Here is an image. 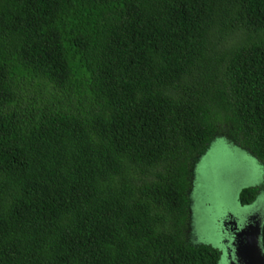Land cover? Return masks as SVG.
<instances>
[{"label":"trees","instance_id":"obj_1","mask_svg":"<svg viewBox=\"0 0 264 264\" xmlns=\"http://www.w3.org/2000/svg\"><path fill=\"white\" fill-rule=\"evenodd\" d=\"M217 135L264 165V0H0V264H219Z\"/></svg>","mask_w":264,"mask_h":264},{"label":"rangeland","instance_id":"obj_2","mask_svg":"<svg viewBox=\"0 0 264 264\" xmlns=\"http://www.w3.org/2000/svg\"><path fill=\"white\" fill-rule=\"evenodd\" d=\"M259 166L258 161L249 153L234 145L228 138L217 135L194 169L190 192L192 221L189 243H203L218 249L221 253L219 264H230L229 256L233 247L231 239L224 233L221 219L225 214L234 217L240 211L239 193L235 191V184L244 182L246 173L250 175L252 172V176L260 172L261 175L264 170L261 168L257 171ZM261 176L259 181H263Z\"/></svg>","mask_w":264,"mask_h":264},{"label":"flooded vegetation","instance_id":"obj_3","mask_svg":"<svg viewBox=\"0 0 264 264\" xmlns=\"http://www.w3.org/2000/svg\"><path fill=\"white\" fill-rule=\"evenodd\" d=\"M252 157V156H251ZM255 159V158H254ZM256 160V159H255ZM255 162V161H254ZM258 163L260 164V166L262 167H257V171L261 170V168L264 170V165L258 161ZM258 173L257 175H252V172H250V175L248 173L245 174V181L244 182H238L235 184V191L236 193L241 192L242 189L244 188H248V187H252V188H256V187H262V185L264 184V178L261 176H264V172H256ZM260 176L263 178V181L260 180L259 178ZM239 203L241 205L240 207V211L237 213L238 215H234V217L231 214L228 215H224L223 218L221 219V223H227V229H225L224 233L226 232L228 237L231 239V244H233L236 241V246H240V248H244L246 246H248V251L249 252H245V251H240V254H242L244 256V259L247 258H251L252 257V247H253V243H251V241L247 240V236L248 234L251 236L253 234H256L257 232H259V229H261L260 234L258 235V247H257V251L255 253H259V255L261 254V256H264V244H263V229H264V191H261L257 198L249 205H244L240 202L239 199ZM237 223V224H236ZM258 223V226L255 225ZM246 228V233L244 235H242L241 237L239 236V238H237L235 240L234 234L235 233H242V230ZM207 240V239H206ZM205 241V240H203ZM203 244V243H202ZM195 245H198V243H196ZM200 245V244H199ZM212 246V245H210ZM260 247V248H259ZM259 248V249H258ZM261 249V251H260ZM235 251L234 248H232L231 250V257H230V262H236V258H235ZM258 255V256H259ZM248 256V257H246ZM240 264V263H238Z\"/></svg>","mask_w":264,"mask_h":264},{"label":"water","instance_id":"obj_4","mask_svg":"<svg viewBox=\"0 0 264 264\" xmlns=\"http://www.w3.org/2000/svg\"><path fill=\"white\" fill-rule=\"evenodd\" d=\"M237 224V223H236ZM258 226V223L255 224ZM224 228L227 229V223H224ZM246 228L242 230V233H235L234 234V237H235V240L237 238H239V236L241 237L242 235H244L246 233ZM261 232V229H259V232H257L256 234H253V235H249L247 236V240L248 241H251V243H253V247H252V257L251 258H247V259H244V256L242 254H240V251H245V252H249L248 251V246L244 247L243 249L240 248V246H236V241L232 244V247L234 248V251H235V258H236V262H230V264H264V256H261V254L257 255V253H255L257 251V247H258V235L260 234ZM260 248V247H259ZM258 248V249H259ZM261 251V249H260ZM231 255L229 256V259H230ZM248 257V256H246Z\"/></svg>","mask_w":264,"mask_h":264}]
</instances>
